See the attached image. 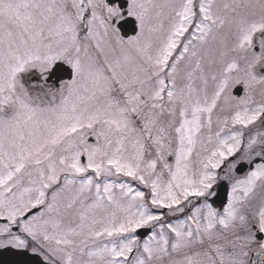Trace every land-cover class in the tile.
<instances>
[{"label":"snow or ice","instance_id":"6c2138e0","mask_svg":"<svg viewBox=\"0 0 264 264\" xmlns=\"http://www.w3.org/2000/svg\"><path fill=\"white\" fill-rule=\"evenodd\" d=\"M264 264V0H0V254Z\"/></svg>","mask_w":264,"mask_h":264},{"label":"water","instance_id":"95a60500","mask_svg":"<svg viewBox=\"0 0 264 264\" xmlns=\"http://www.w3.org/2000/svg\"><path fill=\"white\" fill-rule=\"evenodd\" d=\"M14 259L15 257H13L10 253L0 254V264H10V262Z\"/></svg>","mask_w":264,"mask_h":264}]
</instances>
